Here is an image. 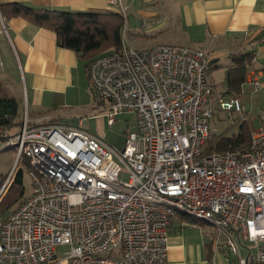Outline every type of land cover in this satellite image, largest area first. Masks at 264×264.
I'll return each instance as SVG.
<instances>
[{
  "label": "built area",
  "instance_id": "2783aa9c",
  "mask_svg": "<svg viewBox=\"0 0 264 264\" xmlns=\"http://www.w3.org/2000/svg\"><path fill=\"white\" fill-rule=\"evenodd\" d=\"M110 1L126 18L124 0ZM209 66L194 47L135 49L124 38L119 50L94 59L90 87L110 122L135 114L122 150L82 127L31 126L25 118L3 146L19 152L0 197L24 160L34 192L0 224V264H51L62 246L70 264H168L177 215L215 230L214 261L264 264V107L248 143L203 154L214 116ZM219 105L242 110L236 97ZM244 240L257 251L241 256Z\"/></svg>",
  "mask_w": 264,
  "mask_h": 264
},
{
  "label": "crops",
  "instance_id": "0c3cea01",
  "mask_svg": "<svg viewBox=\"0 0 264 264\" xmlns=\"http://www.w3.org/2000/svg\"><path fill=\"white\" fill-rule=\"evenodd\" d=\"M12 3L75 13H121L110 0H0V5ZM123 4L129 28L137 31L142 25L149 34L140 49L185 45L203 50L213 60L251 53L245 84L253 86L260 101L264 99V0H124ZM0 80L18 101L19 112L28 109L24 117L31 126L51 123L58 117L50 113L62 112L74 100L93 104L88 68L75 52L60 47L51 30L20 18L6 20L1 13ZM244 95H240L241 114L248 112ZM263 107L260 104L259 110ZM214 238L209 225L176 216L170 225L168 264H226L220 257L213 260ZM64 255L58 250L51 264H70Z\"/></svg>",
  "mask_w": 264,
  "mask_h": 264
},
{
  "label": "trees",
  "instance_id": "16d2710c",
  "mask_svg": "<svg viewBox=\"0 0 264 264\" xmlns=\"http://www.w3.org/2000/svg\"><path fill=\"white\" fill-rule=\"evenodd\" d=\"M0 13L6 20L20 18L40 28L51 30L56 34L58 45L75 52L87 68L94 59L121 48L123 28L127 23V19L121 13H75L30 7L22 3L2 4ZM252 56L249 52L230 56L233 65L228 69L226 77L229 93L235 92L239 96L242 94V86L246 82ZM20 115L18 101L0 80V140L4 142L10 140L12 136L5 135L9 131L21 128L23 122ZM240 129L238 134L231 137L221 136L213 141L211 139L203 154L232 151L248 143L250 131L245 124L241 125ZM25 169L29 170L27 160H24V165L20 168L12 187L0 201V224L24 201Z\"/></svg>",
  "mask_w": 264,
  "mask_h": 264
},
{
  "label": "rangeland",
  "instance_id": "374dc122",
  "mask_svg": "<svg viewBox=\"0 0 264 264\" xmlns=\"http://www.w3.org/2000/svg\"><path fill=\"white\" fill-rule=\"evenodd\" d=\"M131 27L133 26L131 25ZM144 36H149V34L145 29H143L142 25L139 26V30L132 31L128 26L127 20V23L123 28V38L127 44L135 49H140L142 48V44L144 45V42L147 41L143 39ZM207 55L210 66L206 73V78L213 90L211 96V104L214 108V116L211 122V129L213 132V136H211L212 141L217 137H231L238 134L241 131L240 127L243 124H245V126L250 131L251 138L253 131L258 128V110L260 104L264 103V99L260 101V99L258 97H255L254 95L255 91L253 86L245 84L244 86H242V93L245 94L244 104L248 112H245V114H241L234 111H222L219 105V101L221 99H227L234 96L240 97L239 95H236L235 92L229 93V89L226 85L227 71L232 67L233 62L231 57L229 56L213 60L211 59L209 54ZM90 93L93 94L92 105H90L92 100H74L73 104H71L70 107L65 108L62 112L50 113V116L58 117L53 119L52 121H60L63 124L82 127L89 133L101 138L104 142H106L114 149L122 150L125 146L127 134L134 129L135 114L132 112H125L116 116L115 119L110 122V117L108 115L107 109L108 106L106 105V103L100 102V100L99 103L95 102L94 99L97 100L98 98L97 94L92 90L90 91ZM251 98L253 105H251ZM27 110L28 109L20 112V119L22 122L25 119L24 116ZM57 114H60V117L57 116ZM28 116V118L32 120V117L30 115ZM20 131L21 128L14 129L12 131H9V133H7V135L5 136L10 135L12 136V138H14L15 135H17ZM7 141L4 142V140H0V181L2 180L4 183L6 182L12 171L15 169L19 152L17 146H11L7 149H4V143H6ZM21 165L22 163H20L19 168L23 167H21ZM122 179H127V175L123 174ZM3 185L0 186V192L3 188ZM23 186L25 188L23 199L27 200L33 195L34 192V185L32 183V179L28 175L27 169L24 170ZM11 187L12 185L5 188V191L0 197V201L6 196ZM68 250L69 248L67 246H62L59 248V252L64 254H66ZM248 250H251L252 253H255L257 251V245L247 240L242 241V245H240L241 256H246L248 254ZM234 256L235 255H233V257Z\"/></svg>",
  "mask_w": 264,
  "mask_h": 264
},
{
  "label": "bare ground",
  "instance_id": "6f19581e",
  "mask_svg": "<svg viewBox=\"0 0 264 264\" xmlns=\"http://www.w3.org/2000/svg\"><path fill=\"white\" fill-rule=\"evenodd\" d=\"M256 87H258L257 85H255ZM236 98H238V99H240V101H241V98L240 97H236ZM241 105H242V101H241ZM243 112V107H242V110H241V112H239V113H242ZM87 131V130H86ZM88 132V131H87ZM212 136H213V132H212ZM211 139H212V137H211ZM210 139V140H211ZM209 140V141H210ZM208 144V143H207ZM227 152V151H226ZM218 153H220V152H218ZM178 216V215H177ZM172 222V221H171ZM169 231H170V227H169ZM168 239H169V237H168ZM213 248H214V245H213Z\"/></svg>",
  "mask_w": 264,
  "mask_h": 264
}]
</instances>
